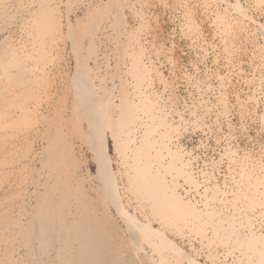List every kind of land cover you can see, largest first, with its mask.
Returning a JSON list of instances; mask_svg holds the SVG:
<instances>
[{"label":"rangeland","instance_id":"374dc122","mask_svg":"<svg viewBox=\"0 0 264 264\" xmlns=\"http://www.w3.org/2000/svg\"><path fill=\"white\" fill-rule=\"evenodd\" d=\"M32 1L0 0V12L8 20L0 31V56L4 51H20L32 66L25 70L22 84L1 79L0 98L13 99L17 105L38 101L31 109H38L37 113H24L15 123L13 119L0 123V146L26 161L28 145L40 150L44 136L58 137L62 132L69 141L67 165L74 167L70 159L75 155V172L82 175L85 187L97 186L95 154L77 132L80 114L76 111L75 122L70 121L69 103L79 98L72 91L71 78L82 66L97 90L105 83L111 91L109 112L119 120L137 114L139 135L141 131L146 136L167 135L158 169L171 189L170 200L177 199L189 212L212 213L221 224L234 217L229 219L241 233L247 231L246 219L251 218L254 230L263 234L264 203L258 201L264 195V0H48L58 19L57 30L43 32L37 29L35 17L39 4ZM66 119L68 129L62 127ZM125 136L121 131L115 140L107 129L111 164L124 188L127 177L121 154L135 148L130 142L127 150L122 149ZM139 151L143 156L144 149ZM33 160L7 166L8 180L18 183L5 179L0 196L6 189L7 195H17L20 188L24 193L36 177H44L41 163ZM169 161L171 171L164 167ZM32 175L23 186L19 184V178ZM126 191L121 193L124 206L142 218L137 199ZM91 200L99 215L117 224L111 234L123 236L128 246L126 225L114 204ZM189 212L184 216L189 224L182 228L176 223L162 226L153 215L149 218L201 263L254 264L241 259L240 248L218 238L222 231L214 233L210 224ZM244 244L248 249V240ZM167 259L169 264H191L172 253Z\"/></svg>","mask_w":264,"mask_h":264},{"label":"bare ground","instance_id":"6f19581e","mask_svg":"<svg viewBox=\"0 0 264 264\" xmlns=\"http://www.w3.org/2000/svg\"><path fill=\"white\" fill-rule=\"evenodd\" d=\"M47 1H32V4L34 2H36L34 4H39V7L35 10V17L37 29L40 32L57 30V16L54 15L55 13L53 14L54 10L49 8ZM30 7L28 11H30ZM2 14H4V11L0 12V31L5 30L6 24H8V20L3 18ZM115 20L118 24L120 17L116 16ZM120 26L119 24L117 27ZM117 30H120V28H117ZM1 46L2 44H0V49ZM4 52V56H0V81L5 79L8 84L12 82L22 84L26 78L25 74H28L25 73V70L30 69L32 66L29 68L25 59L20 55V51ZM79 64L81 63L79 62ZM75 71L71 78V86L73 93L79 98L74 100L73 103H69L71 106L70 121L74 123L75 118L80 114L78 122L83 127L79 126L77 132L84 138L95 154L97 186L89 187L92 192L90 194L82 180V175L75 172V160L77 159L75 155L70 159L72 161L70 164L71 166L74 165V167L67 165L69 161L66 162V159L69 157L70 149H67L66 145L69 141L62 132H60V136L58 133V137H54L53 134H49L47 138L44 136V140L40 141V150H35L32 144L28 145L26 161H23V156L6 152L4 146L1 145L0 188L3 185L5 186V183L3 184L5 179H7V181L5 180L6 182L13 183L15 181L18 183L16 179L13 181L8 180V174L11 170H6L7 166L15 164V161L22 165L29 159L30 161H34V158L38 159L41 163L40 166L44 169H42L44 177H36V180L31 183L32 186L28 184L24 193H21L22 188H20L17 195H7V189L2 191L3 195L0 196V264H169L167 257L171 258V253L178 259L186 260L188 263L204 264L197 261L193 258L194 256H191L178 245L163 227H155L149 218L150 215H153L155 219L161 222L162 226L176 223L179 228H182L186 223L189 224L188 220L184 219L189 210L182 208V204L177 199L170 200L171 189L168 188L163 172L158 169L160 160L163 158L162 149L164 147L167 149V135L164 133L159 137L146 136L143 131H141L142 135H139L138 129L141 127V122L138 120L141 118L137 114H130L129 116H123V119L119 120L115 113L107 110L112 107L109 106L112 93L106 87L107 85L104 83L97 90L91 74L86 72L82 66ZM29 86L31 85L29 84ZM28 94L30 95L31 93L29 92ZM12 101L13 99L0 98V123H5L8 119L9 121L13 119L15 123L17 121L16 118H20L24 113L38 112V109L34 112L31 110L32 108H37L36 102L38 101H34L35 103L24 101L20 105L15 102L13 104ZM9 106L16 108L9 111ZM76 111L78 115H76ZM27 117L29 116L27 115ZM9 121L8 124L11 123ZM66 124L63 123L62 125L64 129H68L66 127L70 124L68 119H66ZM107 129H110L111 135L115 140L119 138L121 131L125 132L126 139L123 141L124 146L122 147L124 151L127 150L130 142L135 146L131 151L128 152L127 150L121 154L124 160L123 171H125L127 177V187L125 188L121 187L120 176L111 164ZM38 130L42 132L43 129L39 128ZM30 132L33 133V136L38 133L34 127L30 129ZM150 132L148 131L149 135ZM62 140L63 142H61ZM137 147L140 148L138 149ZM141 149H144L143 156L140 155L139 150ZM152 150L155 152L152 153ZM154 160L157 162L155 166ZM164 167H168L171 171V167H173L171 166V161L164 164ZM27 176L26 178H19V184L21 183L22 185L25 180H30L33 177V175L29 176V178ZM126 190L132 194L133 198L137 199L136 208L140 210L142 218L136 213H129L124 206L121 193ZM139 195H141L140 200ZM72 196L73 199L71 198ZM91 198L102 199L104 202L114 204L125 222L128 246L121 234L119 235L122 238L111 234V229L118 228L117 224L112 223L107 216L99 215L98 210L100 209L96 203L92 202ZM259 200L258 203H264V195ZM148 207L151 211L147 212ZM189 213L197 217L201 222L210 224L214 233L217 230L222 231L218 238L227 242V244L231 242V245L235 248H240L243 254V256L240 255L241 259L244 258L254 264H264V233L261 234L254 230V223L251 222V218L250 220L246 219L247 231L241 230V233L236 230L233 220L229 219H235L234 217L229 216L221 224L219 221L216 222V218L212 213L205 211H190ZM247 240L250 243L248 249H251V251L244 247V243Z\"/></svg>","mask_w":264,"mask_h":264}]
</instances>
